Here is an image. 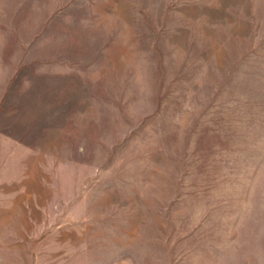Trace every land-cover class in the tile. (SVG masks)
Instances as JSON below:
<instances>
[{
  "label": "rangeland",
  "instance_id": "374dc122",
  "mask_svg": "<svg viewBox=\"0 0 264 264\" xmlns=\"http://www.w3.org/2000/svg\"><path fill=\"white\" fill-rule=\"evenodd\" d=\"M0 264H264V0H0Z\"/></svg>",
  "mask_w": 264,
  "mask_h": 264
}]
</instances>
